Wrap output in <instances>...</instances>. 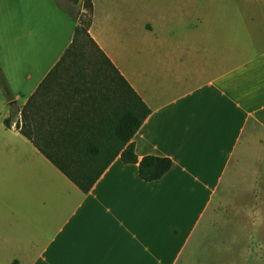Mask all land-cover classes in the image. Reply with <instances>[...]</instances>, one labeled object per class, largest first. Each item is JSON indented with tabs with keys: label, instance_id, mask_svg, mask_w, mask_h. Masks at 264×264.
I'll return each mask as SVG.
<instances>
[{
	"label": "crops",
	"instance_id": "0c3cea01",
	"mask_svg": "<svg viewBox=\"0 0 264 264\" xmlns=\"http://www.w3.org/2000/svg\"><path fill=\"white\" fill-rule=\"evenodd\" d=\"M90 2L89 36L150 110L134 153L171 168L146 183L117 157L84 194L19 133L36 92L27 111L42 123L90 119L97 100L71 96L61 72L40 88L78 18L55 3L73 25L53 24L64 37L42 42L33 21L51 10L12 2L21 81L7 101L0 94V264H264V0Z\"/></svg>",
	"mask_w": 264,
	"mask_h": 264
},
{
	"label": "trees",
	"instance_id": "16d2710c",
	"mask_svg": "<svg viewBox=\"0 0 264 264\" xmlns=\"http://www.w3.org/2000/svg\"><path fill=\"white\" fill-rule=\"evenodd\" d=\"M72 2L77 5L79 0ZM60 6L78 18V25L74 29L71 43L40 88L53 75L61 72L65 75L63 78L73 80L70 85L71 96H81L87 100L94 98L97 107L93 109V117L90 119L76 115L71 119H58L54 122L45 120L42 123L35 120L34 113L27 111L36 92L20 111L19 122L14 127L84 194L117 157L125 165L136 164L138 177L143 182L159 181L170 170L171 161L157 156L136 157L132 138L150 110L89 36L92 10L90 0H82L81 8L87 13L84 21L69 6ZM86 48L93 50L100 61H86ZM0 87L5 96L9 97L1 74ZM11 118L10 113L4 119L6 128L11 127Z\"/></svg>",
	"mask_w": 264,
	"mask_h": 264
},
{
	"label": "rangeland",
	"instance_id": "374dc122",
	"mask_svg": "<svg viewBox=\"0 0 264 264\" xmlns=\"http://www.w3.org/2000/svg\"><path fill=\"white\" fill-rule=\"evenodd\" d=\"M14 1L17 3V5H19V7H23L26 3H29V5L34 6L36 10H38L39 8L40 10H45L46 8L51 10L50 13H48L46 17L44 16L43 19L39 20L37 18L36 20L33 21L35 25L36 33H37L36 37L38 36L41 37L42 42H47L48 40L55 41L57 39L64 37L61 35L58 37L56 33L55 34L53 33L52 31V29H54L53 24L59 25L62 20H65L63 24L64 27L66 26V24L67 25L69 24V27L70 25L71 27L73 25V19H71L70 17H67V15H63L62 13L60 14L57 11V8L55 7V3L60 4V5L69 6L70 8L74 10V13L76 15H79L80 19L83 21L86 20L87 18L86 17L87 13L85 11H80L81 4L75 5L73 4L72 0H0V63L2 64V67L5 70V73L0 72V74L2 73L1 76L4 79L7 85V88H8V92H9V97H6L0 87V94L2 98L4 99V101H7V99H10L15 93L12 90V87L15 85L13 83H17L18 81H21L19 76H15V78H13L11 74V64H12V56H13L12 40H11L13 37L11 7H12V2ZM24 33H26V28H24V26H22L21 28L20 26L19 36L24 35L23 39L21 38L20 43H18L17 45L18 47L17 57L20 60V62H22V60L25 61L28 56L27 49H26L27 48V39H26L27 36ZM84 56H85L86 61L88 60V62H93V61L97 62V60L100 61V58L97 56V54H95L93 50H91L90 48L84 49ZM110 76H111V73H110ZM6 107H9V106L6 105ZM0 121H1V118H0ZM259 156H260V159L263 158L264 152L260 151ZM259 174H260V177L264 176V159L260 161L259 163ZM210 234L212 235L211 232H209V236ZM209 236L207 237L208 239H209ZM231 236L232 234L230 235V233H228V236H226L227 239L225 241L227 242V240H229ZM209 240H207L206 242H209ZM229 242L230 241H228L226 245L227 251L233 248V246L229 245ZM208 249L210 250L211 255H213L214 250H216V248H214L212 245L208 247ZM194 264H202V261H198V259H196V262ZM225 264H236L233 256Z\"/></svg>",
	"mask_w": 264,
	"mask_h": 264
}]
</instances>
